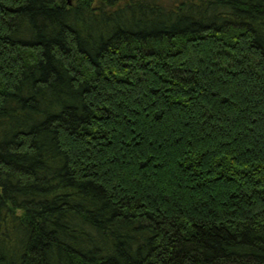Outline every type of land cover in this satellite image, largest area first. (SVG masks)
<instances>
[{
    "label": "trees",
    "instance_id": "1",
    "mask_svg": "<svg viewBox=\"0 0 264 264\" xmlns=\"http://www.w3.org/2000/svg\"><path fill=\"white\" fill-rule=\"evenodd\" d=\"M0 264H264V0H0Z\"/></svg>",
    "mask_w": 264,
    "mask_h": 264
}]
</instances>
